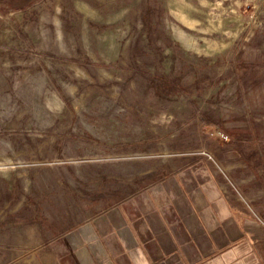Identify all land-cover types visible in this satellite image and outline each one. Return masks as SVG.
Listing matches in <instances>:
<instances>
[{
	"label": "rangeland",
	"instance_id": "obj_1",
	"mask_svg": "<svg viewBox=\"0 0 264 264\" xmlns=\"http://www.w3.org/2000/svg\"><path fill=\"white\" fill-rule=\"evenodd\" d=\"M197 160L264 224V0H0V257Z\"/></svg>",
	"mask_w": 264,
	"mask_h": 264
},
{
	"label": "crops",
	"instance_id": "obj_2",
	"mask_svg": "<svg viewBox=\"0 0 264 264\" xmlns=\"http://www.w3.org/2000/svg\"><path fill=\"white\" fill-rule=\"evenodd\" d=\"M156 178L151 189H128L99 210L37 204L26 215L22 199L16 208L25 222L14 225L22 232L0 264H264L255 207L222 197L210 163Z\"/></svg>",
	"mask_w": 264,
	"mask_h": 264
},
{
	"label": "trees",
	"instance_id": "obj_3",
	"mask_svg": "<svg viewBox=\"0 0 264 264\" xmlns=\"http://www.w3.org/2000/svg\"><path fill=\"white\" fill-rule=\"evenodd\" d=\"M149 10V9H148ZM207 124H209L208 122H207Z\"/></svg>",
	"mask_w": 264,
	"mask_h": 264
}]
</instances>
